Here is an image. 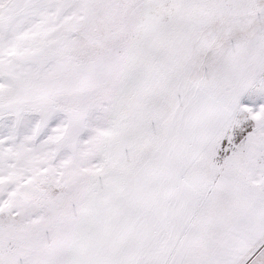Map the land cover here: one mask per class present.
<instances>
[{
	"label": "snow or ice",
	"instance_id": "1",
	"mask_svg": "<svg viewBox=\"0 0 264 264\" xmlns=\"http://www.w3.org/2000/svg\"><path fill=\"white\" fill-rule=\"evenodd\" d=\"M0 264H264V0H0Z\"/></svg>",
	"mask_w": 264,
	"mask_h": 264
}]
</instances>
